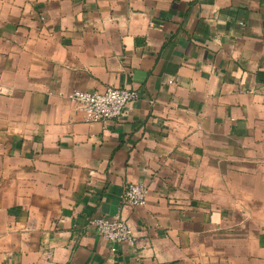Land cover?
<instances>
[{"label":"crops","instance_id":"0c3cea01","mask_svg":"<svg viewBox=\"0 0 264 264\" xmlns=\"http://www.w3.org/2000/svg\"><path fill=\"white\" fill-rule=\"evenodd\" d=\"M0 72V264H264V0H0Z\"/></svg>","mask_w":264,"mask_h":264},{"label":"built area","instance_id":"2783aa9c","mask_svg":"<svg viewBox=\"0 0 264 264\" xmlns=\"http://www.w3.org/2000/svg\"><path fill=\"white\" fill-rule=\"evenodd\" d=\"M0 72V82H1ZM139 93L135 89L108 86L102 91L73 89L66 98L83 114L86 122H101L118 119L126 106L136 100ZM149 189L142 183H129L122 194V202L132 206H143L147 202ZM89 223L97 233L112 243H134L136 237L127 220L120 214L111 217L92 218Z\"/></svg>","mask_w":264,"mask_h":264}]
</instances>
